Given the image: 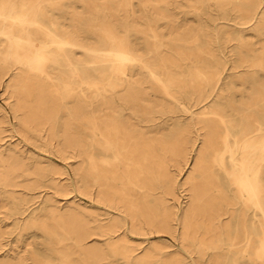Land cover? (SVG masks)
I'll return each mask as SVG.
<instances>
[{
    "label": "bare ground",
    "instance_id": "obj_1",
    "mask_svg": "<svg viewBox=\"0 0 264 264\" xmlns=\"http://www.w3.org/2000/svg\"><path fill=\"white\" fill-rule=\"evenodd\" d=\"M61 1L0 0V80L7 71H15L14 111H23L18 121L20 132L27 136L33 132L32 125L48 120L42 105H32L33 100L41 103L46 90L73 121L84 119L83 151L79 156L85 163V193L91 201L114 212L105 222H87V236L107 242L111 255L129 264L135 257L134 249L128 245V234L146 235L152 228L172 234L175 226H180L181 246L191 253L184 244L194 240L196 218L201 215L210 248L220 240L224 242V238L228 242L224 245L233 246L236 237L230 231L236 223L242 230L241 257L264 264V82L255 77L257 72L264 73V44L261 51L254 53L248 43L239 41L238 54L245 49L250 58L243 62L254 69L246 111L240 114L233 109L232 101L224 99L222 89H216L221 72L209 43L187 30L175 35L171 18L165 53L160 49L163 42L150 25L147 27L154 41L152 48L140 51L129 39L127 28L104 12L109 3L122 7L133 0H106L102 4L86 0V7L91 5L95 12H71L69 24L63 22L64 16L53 13L63 10ZM138 1L147 5L152 0ZM207 1L218 6L234 1L232 5L241 15H247L249 20L256 15L254 0ZM260 30L264 35V24ZM86 32L92 33L93 40ZM182 42L194 50H182ZM183 63L189 64L185 73ZM136 69L145 73L174 109L165 111L163 105L149 101L142 83L135 79ZM185 79L198 87L193 106L200 105L199 112L182 100L187 94ZM26 86L33 91L31 98ZM206 86L210 89L206 90ZM178 111L192 119L204 118V135L196 129L197 136L191 137L189 129L195 128L194 123L186 127L176 121L166 127L169 119L157 122ZM48 124L54 128L57 123L48 120ZM53 132L50 129L51 135ZM62 137L66 145L76 138L68 129L63 130ZM190 152L191 173L180 185L187 184L191 194L185 208L178 210L168 201V196L177 198V183L165 166V157L178 167ZM21 168L14 151L0 150V186H15L20 176L17 169ZM49 174L38 168L36 183H43ZM115 180L120 181L118 191L111 189ZM155 190H160L159 195L151 201ZM248 210L250 220L246 217ZM71 229V244L81 257L80 264H88L86 258L90 264H100L104 256L84 248L78 231ZM250 245L251 251L247 249ZM149 257L146 254L144 260ZM33 259L40 263L39 258ZM69 261L63 257V264ZM14 264H23L22 259Z\"/></svg>",
    "mask_w": 264,
    "mask_h": 264
},
{
    "label": "rangeland",
    "instance_id": "obj_2",
    "mask_svg": "<svg viewBox=\"0 0 264 264\" xmlns=\"http://www.w3.org/2000/svg\"><path fill=\"white\" fill-rule=\"evenodd\" d=\"M104 1L106 0H95L97 4ZM61 3L63 10H55L53 13L64 16L66 20L63 22L66 24L70 23L71 12L83 15H86L87 10L95 12L91 5L89 9L86 7V0H62ZM233 3L234 1H230L228 6H218L207 0L202 3L196 0H175L172 3L169 0H152L149 4L142 5L138 0H133L129 6L122 7L116 2L107 3L109 7L104 12L127 28L129 39L140 51L152 48L151 43L154 41L147 27L150 25L163 42L160 49L165 53V41L171 24L169 18L174 22L175 35L187 30L201 41L208 42L221 72L216 89H222L224 99L232 101L233 109L241 114L246 111V95L252 90L254 69L243 62L250 58L245 49L238 54L241 51L239 41L248 43L254 53L261 51L260 46L264 44V35H260V25L264 24V0H254L256 15L253 20L238 13ZM127 11L130 13H125ZM120 19L122 20L119 22ZM86 34H90L93 40L91 32ZM180 48L184 51L194 50L192 45L183 42ZM181 66L185 73L189 64L183 63ZM14 72L7 71L0 80V150L4 153L14 151L22 168L17 169L20 176L15 179V186H0V264H14L18 259H22L23 264H37L33 257L39 258V264H63L65 256L71 260L67 264H80L81 257L71 244V228L78 231L84 248L104 256L100 264H127L120 256L111 255V246L107 242L88 237L84 229L86 223H91L92 219L96 220L95 223L105 222L111 215L114 216L109 207L91 201L85 193L82 180L85 163L79 156L83 151L81 142L84 141V119L73 121L59 105V101L46 90L42 93L41 103L32 99V105H42L48 115L47 119L57 124L52 128L48 120H40L41 123L32 125L33 132L29 136L20 132L18 119L23 111H14ZM135 73V79L142 83L143 91L150 102L163 105L167 108L165 111L174 109L170 100L157 91L143 71L136 69ZM257 74L255 77L264 82V73ZM185 83L187 94H183L182 100L191 110L199 112L200 105L193 106L197 94L195 88L198 87L190 84L188 79H185ZM205 89L209 90L210 87L206 86ZM32 93V89L26 86V94L30 98ZM15 114L18 115L17 118L14 117ZM127 114L128 110L125 112L126 116ZM167 116L158 118L157 122L169 119L166 127L173 126L176 121L186 127L194 123L195 128L189 129L191 137L197 136L196 129L200 135H204V118L192 119L190 115L180 111ZM50 129L54 130L53 135ZM65 129L75 133L76 138L70 145H66L62 137ZM197 138L196 144L199 147L201 137ZM191 157L193 152L188 153L187 160H183L178 167H175V163L168 156L165 157V166L177 183V198L168 196V201L178 210L185 208L191 194L187 184L180 185L191 173ZM38 168L50 173L41 184H37L35 179ZM119 187L120 181L111 183L113 191H118ZM159 192L160 190L153 191L154 197L151 201ZM246 217L251 219L250 210ZM203 220L204 217L197 216L195 238L190 245L189 242L184 244L191 253L185 252L181 246L180 226H175L172 234L159 228L147 229L146 235L128 234V245L134 249L132 253L135 257L129 264H233L232 261L236 264H263L241 257L242 230L236 223H233L230 231V235L236 237L232 240L233 246L224 245L228 243L224 238V242L220 240L217 246L210 248L202 228ZM252 247L250 245L247 249L251 251ZM146 254L150 255L147 261L144 260ZM85 263L90 264L88 258Z\"/></svg>",
    "mask_w": 264,
    "mask_h": 264
}]
</instances>
